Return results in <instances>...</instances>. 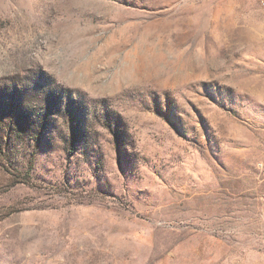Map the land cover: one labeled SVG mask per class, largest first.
<instances>
[{"label": "rangeland", "instance_id": "374dc122", "mask_svg": "<svg viewBox=\"0 0 264 264\" xmlns=\"http://www.w3.org/2000/svg\"><path fill=\"white\" fill-rule=\"evenodd\" d=\"M0 264H264L260 0H0Z\"/></svg>", "mask_w": 264, "mask_h": 264}, {"label": "built area", "instance_id": "2783aa9c", "mask_svg": "<svg viewBox=\"0 0 264 264\" xmlns=\"http://www.w3.org/2000/svg\"><path fill=\"white\" fill-rule=\"evenodd\" d=\"M260 6H263L264 9V0H260Z\"/></svg>", "mask_w": 264, "mask_h": 264}, {"label": "bare ground", "instance_id": "6f19581e", "mask_svg": "<svg viewBox=\"0 0 264 264\" xmlns=\"http://www.w3.org/2000/svg\"><path fill=\"white\" fill-rule=\"evenodd\" d=\"M263 7V6H262Z\"/></svg>", "mask_w": 264, "mask_h": 264}]
</instances>
